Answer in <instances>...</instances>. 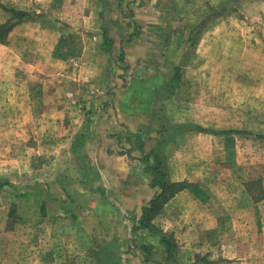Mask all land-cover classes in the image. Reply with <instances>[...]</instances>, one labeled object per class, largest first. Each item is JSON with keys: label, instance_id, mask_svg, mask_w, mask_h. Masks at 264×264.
Wrapping results in <instances>:
<instances>
[{"label": "crops", "instance_id": "0c3cea01", "mask_svg": "<svg viewBox=\"0 0 264 264\" xmlns=\"http://www.w3.org/2000/svg\"><path fill=\"white\" fill-rule=\"evenodd\" d=\"M263 9L0 0V264H264Z\"/></svg>", "mask_w": 264, "mask_h": 264}, {"label": "rangeland", "instance_id": "374dc122", "mask_svg": "<svg viewBox=\"0 0 264 264\" xmlns=\"http://www.w3.org/2000/svg\"><path fill=\"white\" fill-rule=\"evenodd\" d=\"M246 11L247 15L255 16L254 14L256 13L254 9L247 7L245 9V6L243 8L239 9V12ZM258 11V10H257ZM249 21L250 18L248 17ZM258 22H260V25H254L252 24L253 28L257 27H263L264 28V9H263V14H260L258 17ZM253 22H255L253 20ZM238 24V23H237ZM258 24V23H257ZM214 37L220 38V34L216 33ZM204 45V44H203ZM218 46V45H216ZM204 46L200 47V54L201 55H206L207 52H204L202 50ZM231 50L229 52L228 50ZM213 51V57L212 54L208 50V55L210 59H214L215 61L221 60L223 61H231V68L230 70V75L231 76H238L240 74L247 75V77H260L264 79V51H262V48H256L255 46H250V47H241V45H233L231 47L225 46V47H214V49L211 50ZM203 59L205 57L203 56ZM243 59L244 61H247V68L243 69V66H238V60ZM218 72H221V69L217 70ZM223 71V69H222ZM250 80L248 79V82ZM253 86V85H252ZM257 86H260L257 84ZM262 86V92H263V99L258 98V107L259 108H264V83L261 85ZM254 87V86H253ZM261 92V93H262ZM261 152L264 153V146H262Z\"/></svg>", "mask_w": 264, "mask_h": 264}, {"label": "trees", "instance_id": "16d2710c", "mask_svg": "<svg viewBox=\"0 0 264 264\" xmlns=\"http://www.w3.org/2000/svg\"><path fill=\"white\" fill-rule=\"evenodd\" d=\"M236 7H237V2H235L232 5V8L231 9L234 10V9H236ZM227 9H228L227 8V5H224L220 10H214V12H213L214 13V18L210 16L208 18V20L209 21L210 20L213 21V20L219 18L221 12L222 13L228 12ZM14 14L16 15L17 18H22L23 16H25V14L24 13H21V12H17V13H14ZM203 26H204V24H201V27H203ZM155 184L158 185L162 189V192L165 191V190H168V189H173V188L179 187V185L178 186L177 185H170V184L169 185L168 184L165 185L164 182H163V180L160 177H158V179H157V181H156ZM161 196H162V194L159 197H161ZM147 210L150 211L151 209H147ZM144 216H145V214H144ZM144 219H145V217H142L141 220H140V228L143 227ZM168 251H169V249H168Z\"/></svg>", "mask_w": 264, "mask_h": 264}]
</instances>
